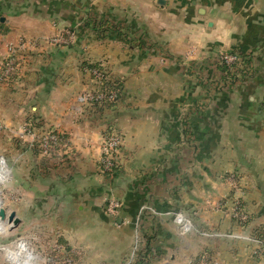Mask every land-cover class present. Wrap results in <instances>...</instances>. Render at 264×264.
Segmentation results:
<instances>
[{"label":"crops","instance_id":"0c3cea01","mask_svg":"<svg viewBox=\"0 0 264 264\" xmlns=\"http://www.w3.org/2000/svg\"><path fill=\"white\" fill-rule=\"evenodd\" d=\"M157 1L0 0V70L9 45L38 41L17 80L0 81V158L17 165L23 216L35 206L66 217L61 230L89 264H128L135 250L147 263L192 264L202 250L253 264L248 236L264 244V0ZM68 30V44L44 43ZM234 51L244 63L226 80L218 59ZM90 65L123 83L110 111L82 100ZM113 123L122 164L104 176L100 144ZM48 129L68 150L40 154Z\"/></svg>","mask_w":264,"mask_h":264},{"label":"rangeland","instance_id":"374dc122","mask_svg":"<svg viewBox=\"0 0 264 264\" xmlns=\"http://www.w3.org/2000/svg\"><path fill=\"white\" fill-rule=\"evenodd\" d=\"M22 42V41H21ZM38 41H26V49L35 51L36 45ZM47 45H50L48 41L44 42ZM19 44V43H18ZM17 44V45H18ZM16 45V46H17ZM10 46V45H9ZM12 47H15V45H11ZM8 50V49H7ZM27 50V51H28ZM23 51L24 56H22V59H24L26 56V52ZM8 52V51H7ZM27 58V57H26ZM241 62L238 64L240 65ZM237 65V66H238ZM92 88L89 87L87 91L84 92L82 96V100L84 101V104L92 105V102H88L85 99V96L90 93V90ZM113 108V107H112ZM111 108V109H112ZM110 109V110H111ZM109 110V111H110ZM107 128V127H106ZM104 128L102 141L100 144V157L98 159V171L100 174L104 175V171L101 168L100 162L103 160V154H102V147L103 142L105 139V132L107 129ZM113 132H118L121 135V142H120V150L118 157L116 159L117 164L119 167H121L122 164V146H123V137L122 134L118 128L117 125L113 123ZM54 135L56 138L59 139L60 143L54 147L51 148L49 153L51 151L56 150H68V141L63 134H57L55 132H52L50 129L41 132L36 138L37 141L39 137H43L45 135ZM40 154L42 152L39 150ZM48 153V154H49ZM47 154V155H48ZM44 155V154H42ZM18 169L17 165H15L14 170H9L5 167L3 160L0 158V208H3L5 210L6 215L10 212H14L16 216L19 219V223L17 226L13 227L12 224L7 223V219L5 218V221H0V264H89L87 259L85 258L83 251L78 248H73L72 244H69L65 237H67L63 233V229L61 230V227L63 225V222H67L66 217H54V216H48L44 214L45 211L41 212V210H35V206H32L30 209H27V217L23 216L24 210H23V204H20V194H19V188L17 185L18 181ZM112 176L113 174H109L108 176ZM5 180V181H4ZM11 192L8 193L9 189V182L11 183ZM233 188L235 191H239L241 187L239 188L237 183L233 184ZM7 188V192L4 191V188ZM107 202V209L109 207V203H116L117 208L115 209V213L111 214L108 210V213L111 216H114L117 214L118 209L120 207V204L117 203L115 200H110V202ZM50 204L46 205V209L49 208ZM241 203L239 200L234 199L232 205H231V211H236L241 209L240 207ZM145 207L142 208L144 210ZM238 214H244L241 211L236 212ZM46 215V216H45ZM245 216V214H244ZM233 217V215H232ZM248 217V216H247ZM235 223L238 225H241L242 222L239 218H232ZM246 219V216H245ZM244 219V220H245ZM174 223L176 226L177 232H180V235H184L185 233H189L191 230V223L188 220L183 219L182 217L176 216L174 217ZM248 220V218H247ZM204 235H207L205 233ZM249 238L247 241L250 243V249L248 251V258L251 260V263H255L258 261V259H261L264 255V244L262 246V234L259 232H254L251 236H248ZM138 254L141 255V253H138L137 250H135L134 254L132 253V257H130L128 264H135L137 262V258H135V255ZM177 255L179 254L176 253ZM134 255V256H133ZM156 256L158 257V252H156ZM190 261L192 264H229L224 259H221L219 256H214L210 251H200L196 256L190 257ZM167 264H172L174 261H169L168 259L165 260ZM113 264H124L122 263L121 259H114ZM158 259H154L152 262L149 260L147 264H157ZM111 264L112 261L105 259L102 264Z\"/></svg>","mask_w":264,"mask_h":264},{"label":"built area","instance_id":"2783aa9c","mask_svg":"<svg viewBox=\"0 0 264 264\" xmlns=\"http://www.w3.org/2000/svg\"><path fill=\"white\" fill-rule=\"evenodd\" d=\"M74 33L70 30L64 31L60 36L51 38L48 42L51 45H62L68 44L74 39ZM26 51V43L20 42L17 46H8V57L4 61L2 68L0 70V81L4 83H10L11 77H19L23 51ZM240 57L232 54L221 55L219 59L220 64H225L227 66H234L240 63ZM91 76V90L90 93L85 96L88 102L92 103H116L115 99L117 96V91H107L108 86L106 84L113 82L112 76L109 72L102 66H96L95 68L87 69ZM106 85V86H105ZM264 110V100L262 104ZM105 139L102 147L103 160L100 162L101 168L106 175L111 174L115 168L118 167L117 157L120 150L121 135L118 132H113V125L106 128ZM59 139L54 135L48 134L43 137H39L37 147L42 152V154L47 155L52 147L58 145ZM117 208L116 203H109L108 210L110 213L114 214ZM239 210L234 211L233 217L239 218L241 221H245L244 214H238Z\"/></svg>","mask_w":264,"mask_h":264},{"label":"trees","instance_id":"16d2710c","mask_svg":"<svg viewBox=\"0 0 264 264\" xmlns=\"http://www.w3.org/2000/svg\"><path fill=\"white\" fill-rule=\"evenodd\" d=\"M142 45L143 44H139V47H142ZM229 54H232V55H237V56H239L240 57V61L242 62L243 60L241 59V57L243 58V56L244 55H242V54H240L238 51H234V52H231V53H229ZM224 55V54H223ZM221 57V56H220ZM220 57H219V59H220ZM219 59H218V63H219ZM243 63H244V61H243ZM219 67L221 68V70H220V72L222 73V74H224V79H226V80H233L236 76L234 75V73L233 72H231V71H233V68H235V66L236 65H234V66H227V65H225V64H220L219 63ZM96 66L95 65H90V66H87L86 68L87 69H91V68H95ZM114 79V78H113ZM15 80H17V77H11V80H10V82H12V81H15ZM107 86H108V88H106L107 89V91H117V96H116V103H117V101L119 100V98H120V95H121V91H122V89H123V83L121 82V81H118V80H113V82H111V83H108V84H106ZM105 85V86H106ZM116 103H114V104H108V103H101V104H99V103H93L92 105H94L96 108H98L99 109V111H102V110H110ZM113 124H109L107 127H110V126H112ZM66 138H64V140H65ZM60 141H58V143H59ZM38 150V149H37ZM119 169V166L117 167V168H115L114 169V171L112 172V174H114L117 170ZM106 176H108L107 174H106ZM111 176V175H110ZM137 262H135V264H147L146 262H147V260L145 259V257L144 256H142V255H139V257L137 258V260H136Z\"/></svg>","mask_w":264,"mask_h":264},{"label":"water","instance_id":"95a60500","mask_svg":"<svg viewBox=\"0 0 264 264\" xmlns=\"http://www.w3.org/2000/svg\"><path fill=\"white\" fill-rule=\"evenodd\" d=\"M159 4H163V0L157 1ZM7 219L8 224H12L13 227L17 226L19 219L14 212H10L6 215L5 210L0 208V221H5Z\"/></svg>","mask_w":264,"mask_h":264}]
</instances>
